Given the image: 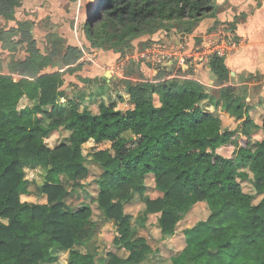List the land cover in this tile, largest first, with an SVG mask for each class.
<instances>
[{
    "label": "trees",
    "instance_id": "obj_1",
    "mask_svg": "<svg viewBox=\"0 0 264 264\" xmlns=\"http://www.w3.org/2000/svg\"><path fill=\"white\" fill-rule=\"evenodd\" d=\"M19 0H0V17L14 18ZM83 27L92 49L121 50L132 41L177 21L191 33L207 16L216 15V0H96ZM27 26V24H24ZM15 30L0 31L2 49L13 53ZM23 61L9 59L0 75V264H99L96 253L78 252L95 225L88 206L69 211L70 190L89 184L90 167L97 169L93 199L115 227L114 252L101 264H145L152 255L147 240L134 233L133 217L124 208L137 199L142 211L136 223L144 227L155 216L161 238L176 240V228L196 205L209 215L188 230L203 235L176 242L179 264H264V139L254 141L248 109L237 103L239 128H223L221 120L202 110L206 87L192 80L171 79L157 85L129 86L132 108L116 103L82 106L61 90L60 73H42L58 54H41L34 41ZM83 54L69 46L61 57L67 72L81 67ZM209 68L217 83L229 82L224 57L213 54ZM231 87L221 91L227 104ZM160 98L155 106L153 95ZM25 98L32 107L19 108ZM120 101H124L120 97ZM264 131V118L260 127ZM65 141L54 143L57 139ZM55 140V141H54ZM96 147L86 155L83 147ZM109 147L99 149L98 145ZM230 149V157L217 151ZM45 170L40 193L46 204L22 202L26 170ZM252 174L254 195L243 193L240 180ZM151 191L160 196L152 199ZM253 196H261L257 204ZM177 241V240H176Z\"/></svg>",
    "mask_w": 264,
    "mask_h": 264
},
{
    "label": "rangeland",
    "instance_id": "obj_2",
    "mask_svg": "<svg viewBox=\"0 0 264 264\" xmlns=\"http://www.w3.org/2000/svg\"><path fill=\"white\" fill-rule=\"evenodd\" d=\"M216 3V15L213 18L207 16L191 33L186 32L187 28L184 24L173 21L166 23V28L162 30L136 38L128 49L97 50L91 48L83 32L89 15L87 10L91 12L94 9L92 0H19L12 20L0 17V31L7 32L14 29L15 32L10 40L18 43L15 51L10 53L2 49L0 42V75H10L14 81H19L20 78L17 75L9 73V59L13 57L15 61H23L29 55L30 42L34 41L41 54L50 56L54 51L56 55L58 54L54 65L47 67L46 70L43 69L45 70L43 73L54 71L64 75L61 90L65 91L69 98L79 105L93 108L103 103L114 102L119 104L123 111H128L131 103L127 94L129 85H125L127 83L133 87L157 85L171 79L191 80L187 76L189 73H194L195 64L202 63L201 68L204 70L206 59L209 60L213 54H221L223 57L234 55L242 50L245 44L251 42L249 39L253 42L248 45H254V47L259 45L264 48V0H216ZM239 25L246 31L255 30V33L253 32L251 36L247 35L246 39L238 42L239 38L235 30ZM69 46L77 47L83 54L80 60L83 65L72 72H67V68L61 62V57ZM82 67L85 71L79 75L78 72ZM231 82H234L232 77L227 85ZM206 92V99L202 105L204 112H207L204 109L208 106L210 94L217 93L216 89L213 90L210 87H206ZM229 94L236 97L234 90ZM156 96V94L153 95L155 106H157ZM120 97L126 102L120 101ZM25 107L31 108L32 102L23 98L19 108ZM232 109H227L230 117L224 116L222 119L223 126L227 129L232 126V118L240 123L234 117L235 108ZM239 127L238 124L236 128ZM249 129L255 134V138L262 139L259 125L252 122ZM59 141L65 140L60 138L52 144ZM89 143L83 147L85 155L96 147L92 141ZM107 147H109L108 143L98 145L99 149ZM229 152L230 150L223 148L218 150V153L223 156H228ZM97 173V169L90 167L89 184L87 182L80 188L69 189L70 195L65 199V204L69 211H76L84 206L90 208V221L95 225L94 231L85 245H76L74 248L81 253H96L101 264L105 258L104 253L116 251L113 240L117 233L112 222L104 218L102 211L93 202L97 188L91 178L93 179ZM44 175L45 170L39 166L26 170V183L20 191L22 202L43 205L47 203L46 197L39 190ZM247 175L251 176V173ZM240 185L243 193L254 195L253 187L248 180H240ZM147 186L148 194L152 199L160 196L159 193L151 191V179L148 180ZM260 198L253 196L252 203L257 204ZM142 208L143 205L135 199L125 206L124 211L133 217L134 233L145 238L148 244L154 247L152 250L155 253H152L148 263L145 264H179L175 260V251H169L176 249V246L173 241H164L161 238L155 216L149 217L144 227L135 222ZM190 213L197 217L191 215L189 221L179 223L176 228L178 239L175 240L178 244L180 238L197 239L203 235L190 231L191 228L183 235L182 229L193 223L205 221L209 215L206 205L198 204L188 214ZM194 218L196 220L193 221ZM155 254H160L161 257L155 258ZM170 258L172 259L169 260ZM66 260L67 253H61L56 264H65Z\"/></svg>",
    "mask_w": 264,
    "mask_h": 264
},
{
    "label": "crops",
    "instance_id": "obj_3",
    "mask_svg": "<svg viewBox=\"0 0 264 264\" xmlns=\"http://www.w3.org/2000/svg\"><path fill=\"white\" fill-rule=\"evenodd\" d=\"M251 30L246 31L245 29L241 28L240 25L237 26L235 33H236V36L240 39V40L238 39L237 41L240 42V41H242L241 39H246L247 35L248 36H251V34L253 35V32L255 33V30L254 31H251ZM253 37H255V36H253ZM250 40H251L250 43H252L253 42L252 39H249V41ZM250 43H248V44H250ZM248 44H245L243 46V49L239 50L236 54L224 57L225 65H226L227 69L229 70L230 77H232L233 81H234V82L229 83V85H227V84H225L223 86L218 85L216 77L210 71L209 64H208L209 60H207V59L205 61V69L204 70L201 68L203 65L202 63L201 64L196 63L194 73H189L187 78L191 79L192 81H196V82L200 83L204 87H210L213 90L216 89L217 93L216 94H210V99H208V101H207L208 106L204 110L213 114L214 116L220 118L221 122H223L222 119L224 116L230 117L229 113H227V109L233 110L232 108L234 107L235 111H236L237 103H242L248 109L247 112H248V116H249L250 120L253 123H255L261 127L262 120L264 118V48L260 47L259 45L254 47V45H248ZM217 55L222 56L221 54H217ZM45 70L42 71V73L45 72ZM230 70H232V71H230ZM84 71H85V68L82 67V69L78 72V74L79 75L83 74ZM50 73H54V71L48 72L46 74H50ZM63 76H62V79H63ZM215 82H216V84H215ZM125 85L131 86L130 83H127ZM226 87H231L232 90H234V93L236 94V97H233L232 100L227 104L221 99V95H220L221 90L226 88ZM156 97H157V107H159L161 105L160 98L158 95ZM124 101L126 102V100H124ZM204 102H205V100H204ZM204 102H203V104H204ZM117 108L119 110L123 111L120 108L119 104L117 105ZM131 108H132V105H131ZM123 112H125V111H123ZM233 113L235 114V112H233ZM238 124L239 123H237V121L234 118H232V126L228 130L237 129L236 127ZM222 126H223V123H222ZM223 128H225V127L223 126ZM225 129H227V128H225ZM260 133L262 135V139L255 138V134L252 136V139L254 141H262L264 139V131L260 130ZM89 146H91L90 143H89ZM223 149H227V148H223ZM228 150H230V149H228ZM225 157H230V152L228 153V156H225ZM246 180H248V183L251 184L252 174H251V176L248 175ZM259 197H261V196H259ZM28 203H31V202H28ZM200 204H202V203H200ZM187 215L183 219L184 223L189 221V218L192 214L190 213V215L189 214H187ZM192 216L197 217L196 215H192ZM194 220H196V218H194L193 221ZM195 224L196 223H193V224H191V226L183 227L182 231L192 228ZM167 241H169V240H167ZM171 241H173L175 246H176V241L170 240V242ZM150 246L152 247V245H150ZM153 248L154 247H152V249ZM157 249H158V247H157ZM175 250L176 249L173 248L169 251H175ZM152 253H155V252H152ZM158 256H160V254H155L154 257L156 258ZM171 259L172 258H170L169 260H171ZM176 259H177V257H175V260Z\"/></svg>",
    "mask_w": 264,
    "mask_h": 264
},
{
    "label": "water",
    "instance_id": "obj_4",
    "mask_svg": "<svg viewBox=\"0 0 264 264\" xmlns=\"http://www.w3.org/2000/svg\"><path fill=\"white\" fill-rule=\"evenodd\" d=\"M92 2L94 3V2H95V0H92ZM90 6H91V5H90ZM89 11H90V10L88 9V10H87V14L89 13Z\"/></svg>",
    "mask_w": 264,
    "mask_h": 264
}]
</instances>
